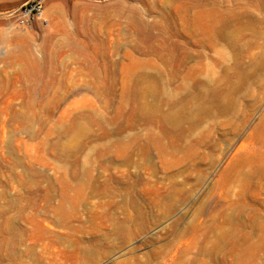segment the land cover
Segmentation results:
<instances>
[{
	"label": "rangeland",
	"instance_id": "rangeland-1",
	"mask_svg": "<svg viewBox=\"0 0 264 264\" xmlns=\"http://www.w3.org/2000/svg\"><path fill=\"white\" fill-rule=\"evenodd\" d=\"M27 1L0 0V264H264V0Z\"/></svg>",
	"mask_w": 264,
	"mask_h": 264
},
{
	"label": "built area",
	"instance_id": "built-area-1",
	"mask_svg": "<svg viewBox=\"0 0 264 264\" xmlns=\"http://www.w3.org/2000/svg\"><path fill=\"white\" fill-rule=\"evenodd\" d=\"M22 14L26 17V20L34 21L41 19L44 23H47V19L44 16V7L42 0H29L22 5Z\"/></svg>",
	"mask_w": 264,
	"mask_h": 264
},
{
	"label": "crops",
	"instance_id": "crops-1",
	"mask_svg": "<svg viewBox=\"0 0 264 264\" xmlns=\"http://www.w3.org/2000/svg\"><path fill=\"white\" fill-rule=\"evenodd\" d=\"M67 0H45L44 7V16L47 19V23L52 27L57 25V15L59 11H63L65 8V2Z\"/></svg>",
	"mask_w": 264,
	"mask_h": 264
}]
</instances>
